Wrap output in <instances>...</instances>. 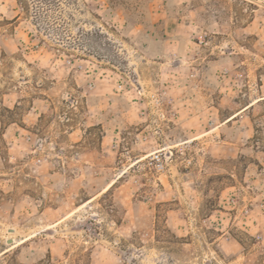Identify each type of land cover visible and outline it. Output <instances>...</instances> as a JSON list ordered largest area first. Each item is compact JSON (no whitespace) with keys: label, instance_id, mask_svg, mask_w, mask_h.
<instances>
[{"label":"rangeland","instance_id":"374dc122","mask_svg":"<svg viewBox=\"0 0 264 264\" xmlns=\"http://www.w3.org/2000/svg\"><path fill=\"white\" fill-rule=\"evenodd\" d=\"M0 264H264V0H0Z\"/></svg>","mask_w":264,"mask_h":264},{"label":"water","instance_id":"95a60500","mask_svg":"<svg viewBox=\"0 0 264 264\" xmlns=\"http://www.w3.org/2000/svg\"><path fill=\"white\" fill-rule=\"evenodd\" d=\"M7 233L8 234H13L14 233V230L13 229H7ZM6 244L10 245L12 244L14 241L12 239H6Z\"/></svg>","mask_w":264,"mask_h":264},{"label":"bare ground","instance_id":"6f19581e","mask_svg":"<svg viewBox=\"0 0 264 264\" xmlns=\"http://www.w3.org/2000/svg\"><path fill=\"white\" fill-rule=\"evenodd\" d=\"M109 187H110V186H109ZM88 201H89V200H88ZM84 205H85V204H83V206H84ZM24 240H25V239H24ZM13 243H14V242H13ZM13 243H12V244H13ZM12 244H10V245H12ZM8 246H9V245H8Z\"/></svg>","mask_w":264,"mask_h":264}]
</instances>
